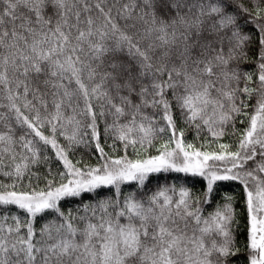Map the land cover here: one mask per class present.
<instances>
[{
  "label": "snow or ice",
  "instance_id": "snow-or-ice-1",
  "mask_svg": "<svg viewBox=\"0 0 264 264\" xmlns=\"http://www.w3.org/2000/svg\"><path fill=\"white\" fill-rule=\"evenodd\" d=\"M0 264H264V0H0Z\"/></svg>",
  "mask_w": 264,
  "mask_h": 264
},
{
  "label": "trees",
  "instance_id": "trees-1",
  "mask_svg": "<svg viewBox=\"0 0 264 264\" xmlns=\"http://www.w3.org/2000/svg\"><path fill=\"white\" fill-rule=\"evenodd\" d=\"M189 139H191V136H189ZM78 155H83L85 161L87 162H95L94 156H89L86 152H84L83 150H81V152L78 153ZM189 179V183L191 184L192 182H195V187L196 189H199L203 186L202 181L199 178H188ZM155 183V181H154ZM220 188H221V192H231L234 195H237V197L239 196V193L241 191L240 185L238 183L235 182H222L220 184ZM243 231V229H242ZM245 239V237L243 235L240 236V240L243 241Z\"/></svg>",
  "mask_w": 264,
  "mask_h": 264
}]
</instances>
